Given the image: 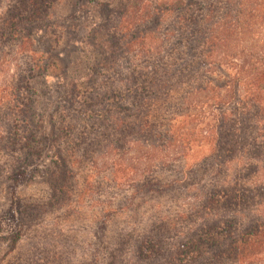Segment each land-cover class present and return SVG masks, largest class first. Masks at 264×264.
Returning <instances> with one entry per match:
<instances>
[{"label": "trees", "instance_id": "16d2710c", "mask_svg": "<svg viewBox=\"0 0 264 264\" xmlns=\"http://www.w3.org/2000/svg\"><path fill=\"white\" fill-rule=\"evenodd\" d=\"M58 1L0 0V264H264V0H119L81 38ZM81 169L107 209L24 249L20 188Z\"/></svg>", "mask_w": 264, "mask_h": 264}, {"label": "rangeland", "instance_id": "374dc122", "mask_svg": "<svg viewBox=\"0 0 264 264\" xmlns=\"http://www.w3.org/2000/svg\"><path fill=\"white\" fill-rule=\"evenodd\" d=\"M118 3L119 0H59L51 11L53 20L50 32L57 37L68 33L81 38L98 24L100 4L117 7ZM42 159L43 164L50 163L49 154H45ZM92 171L77 170L75 180L68 181L70 188L53 199H47V184L42 179L20 188L21 197L31 204L35 215L24 249L37 240L49 248L62 245L69 239L78 243L85 238L88 233L86 228L93 216L109 206L110 188L97 186L103 179H97Z\"/></svg>", "mask_w": 264, "mask_h": 264}]
</instances>
